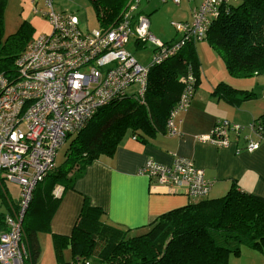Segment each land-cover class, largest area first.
Returning <instances> with one entry per match:
<instances>
[{
  "label": "trees",
  "instance_id": "1",
  "mask_svg": "<svg viewBox=\"0 0 264 264\" xmlns=\"http://www.w3.org/2000/svg\"><path fill=\"white\" fill-rule=\"evenodd\" d=\"M92 1L101 29L85 32L105 30L123 21L122 13L128 0ZM49 7L54 10L52 2ZM4 8L5 0H0V74L13 78L19 71L20 55L25 54L38 37H54L56 30L47 16L50 10L45 11L43 15L49 20L52 31L39 34L26 48L24 44L34 27L26 22L17 33L5 37L2 27ZM75 16L78 28L84 31L79 17ZM134 25V20H130L129 27ZM132 35L135 36L131 34L130 40ZM206 38L223 57L231 74L264 75V0H238L229 4L213 20ZM154 48L155 52L156 44ZM196 58V41L187 39L175 55L150 66L145 103L135 97L114 102L98 109L77 132L64 163L56 162L44 185L38 187L39 181L33 189L21 222L20 244L26 250L23 264H37L42 253L39 233L51 234L58 264H228L230 252L241 251L232 249L234 243L246 242L264 251V197L242 190L235 182L223 196L198 198L137 228L109 223L104 210L92 205L85 197L72 232L63 235L52 231L51 222L61 199L56 197L58 185L64 186L65 191L74 189L88 166L102 154H113L126 133L167 132L170 112L191 78L195 79V89L197 87L200 65ZM213 93L232 104L239 102L232 93L224 92L220 87H215ZM259 120L254 121L258 129L263 124ZM8 173L5 169L0 172L3 201L0 203L9 209L0 212V239L13 231L12 223L19 222L23 208V186L12 180ZM8 183H16L20 188L17 201L8 194ZM66 250L70 252L69 260L65 258Z\"/></svg>",
  "mask_w": 264,
  "mask_h": 264
},
{
  "label": "built area",
  "instance_id": "2",
  "mask_svg": "<svg viewBox=\"0 0 264 264\" xmlns=\"http://www.w3.org/2000/svg\"><path fill=\"white\" fill-rule=\"evenodd\" d=\"M229 1L204 0L193 10L191 24L174 22L176 29L185 33L183 39L175 42H162L151 32L149 15L142 8L143 0L127 5L122 22L91 33L78 28V19L73 14L56 13L53 9L47 12L56 35H44L33 41L29 50L18 58L19 71L13 78L0 74V172L5 169L12 180L23 186L24 197L21 219L13 222V231L0 239L1 245L6 243L5 238L12 241L18 233L15 254L9 253L8 263L0 258V264L25 262V246L20 244L25 209L35 185L56 167L58 150L68 135L80 131L98 109L126 97L145 103L150 66L175 55L187 39H205L213 19L227 8ZM47 4L51 6V1ZM130 20H134L133 28L129 27ZM133 33L137 42L151 41L157 45L147 65L126 48ZM195 86L191 78L170 112L167 133L178 131L175 117L190 106ZM251 126L255 131L261 127ZM229 129L239 132L241 126L228 120L219 121L209 134L198 139L219 147L228 146ZM257 148L259 142H248L249 151ZM139 173L177 191L184 188L194 198L207 197L212 186L202 168L180 155L175 156L171 165L149 159L139 167ZM3 252L0 251V257L5 259Z\"/></svg>",
  "mask_w": 264,
  "mask_h": 264
},
{
  "label": "crops",
  "instance_id": "3",
  "mask_svg": "<svg viewBox=\"0 0 264 264\" xmlns=\"http://www.w3.org/2000/svg\"><path fill=\"white\" fill-rule=\"evenodd\" d=\"M11 1L5 0L2 14L5 37L17 33L26 22L35 29L36 22H40L41 18L44 17L46 21L42 15L48 8L33 12L42 0L32 2L35 7L31 10L21 6L18 17H12ZM160 1L165 3L168 0ZM153 2L148 0V3L143 4L145 12L146 6L147 10L152 11L160 5L158 1L159 5L153 6ZM175 3L179 5L182 0ZM184 16L191 18V12ZM41 33L45 32H38ZM201 47L206 45L197 41L196 57L200 70L198 51ZM215 87L213 79L209 82L198 79L190 106L175 117L178 127L175 134L165 131H156L154 134L141 131L126 133L113 154H102L88 166L86 173L76 181L74 189L65 191L64 186L58 185L56 197L61 199L51 222L52 231L63 235L72 232L85 197L89 198L92 205L104 210L109 223L130 228L145 226L161 214L197 200L186 194L184 188L177 191L140 174L139 167L149 159L165 165H171L176 155L192 159L212 183L209 198L225 195L233 182L244 191L264 197V101H259L258 105H252L250 101L232 104L220 94L213 93ZM232 97L242 99L233 93ZM257 119L263 124L255 131L251 125ZM223 120L241 126L239 132L228 130V146L219 147L198 139V136L209 134ZM251 140L259 142V148L254 151L247 149ZM42 183L44 185L45 181ZM18 190L19 187L16 188ZM39 239L42 253L37 264H58L51 234L39 233ZM65 258L70 259L68 250L65 251Z\"/></svg>",
  "mask_w": 264,
  "mask_h": 264
},
{
  "label": "rangeland",
  "instance_id": "4",
  "mask_svg": "<svg viewBox=\"0 0 264 264\" xmlns=\"http://www.w3.org/2000/svg\"><path fill=\"white\" fill-rule=\"evenodd\" d=\"M34 1L36 0H12L10 9L11 12H13L12 17H18V11L20 10L21 6L24 7L25 10L34 9L35 5L32 3ZM47 1L48 0H42L41 3L38 4L39 8L36 7L33 12H38L39 9L47 8V11H49L50 7L48 6ZM158 1L160 2V5ZM183 1L185 0H182V3L178 5L173 0H168L165 3H162L160 0H154L152 5L159 6L152 11L147 10L148 6H146V12H144L149 15L151 22V32L162 42H175L177 40L183 39L185 33L179 32L173 23L179 21H189V24H191V21L193 20V10L201 6L204 0H186L184 3ZM51 2L54 10L58 13H72L77 15L80 20V27L84 31L101 29V23L98 17L97 9L92 0H51ZM132 3H134V0H128L127 5ZM146 3H148V0H143V4L145 5ZM231 3H237V1H229L227 7ZM189 12H191V18L184 16V14L188 15ZM39 14L42 15L41 12ZM43 18L40 19V22H36V28L29 36V40L25 42L24 47L27 48L32 40L39 35L38 32L44 31L49 33L52 31L48 19L46 18L45 21V18ZM5 40L6 39H4V41ZM197 41L199 44L204 43L206 45V47H203L204 49L201 47L198 51V56L201 62V70L198 75V79H204L206 82H209L213 79L216 82V88L220 87L224 92L241 96L242 99L239 100L240 103L244 104L246 101H250L252 105H258L259 101H264V75L235 76L231 74L225 65L223 57L220 56L216 48L211 45L209 39L205 38L196 40V42ZM136 42V37L132 35L130 42L126 45V48L135 55L139 62L144 65L149 64L152 60V57L154 56L155 44H153L151 41H142L140 43L141 45L138 46ZM215 60H217V63H215ZM196 61L198 65H200L197 58ZM199 86L200 85H198V88ZM213 91H215V88ZM263 117L264 114L262 118ZM76 136L77 132L70 134L66 138V141L58 150L56 162L64 163L68 153L70 152L71 143ZM13 169H15V167ZM46 179H48V174L43 175L42 181H45ZM41 182L38 184V187L43 184ZM7 187L8 194L12 200L17 201V198L20 196V188L18 191H16L18 185L16 183H8ZM1 200L2 197L0 196V202H3ZM8 211L9 209L7 208L6 204L2 206L0 203V212L5 213ZM14 236L16 237L14 240L8 241V238H5L6 243L0 245L1 253L5 247L9 246L3 252L5 259L3 256L0 257L3 261H7V263L8 260L6 259L8 258L9 253L12 252L15 254V245L19 234L15 233ZM231 247L232 249L239 248L241 251L240 253L231 251L228 256V264H264V251L260 250L259 248L251 247L246 242L234 243L231 245Z\"/></svg>",
  "mask_w": 264,
  "mask_h": 264
},
{
  "label": "bare ground",
  "instance_id": "5",
  "mask_svg": "<svg viewBox=\"0 0 264 264\" xmlns=\"http://www.w3.org/2000/svg\"><path fill=\"white\" fill-rule=\"evenodd\" d=\"M194 81H195V79H194ZM197 83V82H196ZM196 85V84H195Z\"/></svg>",
  "mask_w": 264,
  "mask_h": 264
}]
</instances>
